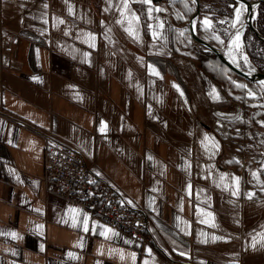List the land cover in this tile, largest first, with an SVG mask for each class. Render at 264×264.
<instances>
[{
	"label": "crops",
	"instance_id": "crops-1",
	"mask_svg": "<svg viewBox=\"0 0 264 264\" xmlns=\"http://www.w3.org/2000/svg\"><path fill=\"white\" fill-rule=\"evenodd\" d=\"M138 2L0 0V264H264L261 179L229 149L243 107ZM52 134L147 211L150 243L45 192Z\"/></svg>",
	"mask_w": 264,
	"mask_h": 264
},
{
	"label": "rangeland",
	"instance_id": "rangeland-1",
	"mask_svg": "<svg viewBox=\"0 0 264 264\" xmlns=\"http://www.w3.org/2000/svg\"><path fill=\"white\" fill-rule=\"evenodd\" d=\"M174 1L176 0H159L157 2L152 0H140V2L137 3V7L142 6L141 2H147L149 7H156L153 8L155 9L154 12H152L153 17H149L148 19L149 23L151 22L150 25L162 20L164 21L166 27L165 30L167 32L171 31V29L175 27V42L172 46L165 49V51H169L170 54L175 53L185 57L188 61L194 60L203 62L201 65L199 64V66H203L204 68L202 69L205 72L209 71L213 73V71H216L218 73L220 71L222 63L217 56H206L208 54L207 52L211 51L199 44L203 47L201 48L203 52L201 55L196 54V47L198 49V46H196L192 41L193 37L190 29L192 23L199 38L208 42L220 53L228 57V59L241 71L247 74L260 73L259 67H264V42L259 40L251 29L246 26L247 8L244 4L239 2L232 3L231 0H198L200 3V14L198 19L195 20V22H192V18L197 11L196 2L192 0H181V4L174 5L172 4ZM158 2H160L159 5L156 4ZM261 5L262 4H257L254 6L253 23L255 28L257 23H261L264 27V6ZM142 7H147V4H144ZM152 27H154V25ZM166 31H164L165 35H167ZM225 73L230 79V85L226 89L229 97L234 99L236 103H239L243 107L241 119L233 121L228 125L230 127L229 132L231 136V142L229 145L230 155L240 163L246 165L248 167V171L250 169V171H253L260 177L262 186L259 188L260 191L257 192L260 194L259 198H264V115L256 121L258 123V127L246 129L243 126L247 117L248 119L252 118L255 113H259L261 110L264 112V81L255 82L256 84L250 85L245 80L229 73L228 70H226ZM239 137H241V139H239ZM44 140V147L46 142L49 143L48 140L65 143L69 146H67L69 151L78 156H80V154L82 155L86 164L89 166L87 167L90 169V172H93V176H97V179L100 177L111 182L110 180L103 178V176H100L96 172V165L89 163L85 155L68 141L53 134L46 135ZM58 150L60 151V149ZM43 160V184L45 192L50 196L57 197L67 203L80 207L77 204L62 198L72 188L69 181L66 180L61 185L65 191L58 190L54 192L52 191V188L46 186L45 179L47 176V166L45 161V148ZM89 180V184L92 186L98 184V181L92 183V178ZM112 185L115 187L117 194L125 200L126 197L121 191V188L115 183ZM129 205L134 208L138 207L130 203ZM140 211H142L146 219V234L150 237V240L141 241L129 235L128 236L142 243H150L153 240V237L147 229L149 214L145 209L144 211ZM91 218L98 219L94 217ZM102 222L106 223L104 221ZM106 224L121 231L115 226L108 223Z\"/></svg>",
	"mask_w": 264,
	"mask_h": 264
},
{
	"label": "built area",
	"instance_id": "built-area-1",
	"mask_svg": "<svg viewBox=\"0 0 264 264\" xmlns=\"http://www.w3.org/2000/svg\"><path fill=\"white\" fill-rule=\"evenodd\" d=\"M45 143L46 186L52 191H65L61 186L66 180L72 185L63 197L82 207L91 217L98 218L119 228L125 234L141 241H149L146 234L144 208H134L117 194L113 183L93 176L84 158L69 151L68 145L60 141L48 140ZM68 146V147H67ZM60 149V151L58 150ZM84 160V161H83ZM88 166V167H87ZM98 181L97 185H90ZM165 264H176L170 259Z\"/></svg>",
	"mask_w": 264,
	"mask_h": 264
},
{
	"label": "water",
	"instance_id": "water-1",
	"mask_svg": "<svg viewBox=\"0 0 264 264\" xmlns=\"http://www.w3.org/2000/svg\"><path fill=\"white\" fill-rule=\"evenodd\" d=\"M154 2H157L159 0H152ZM195 1L197 4V11L194 14L192 18V22L198 19L200 14V3L198 0H192ZM239 3H242L247 8V23L246 26L251 29V31L254 33V35L261 41L264 42V37L258 32V30L255 28L253 23V16H254V6L257 4H263L264 0H234ZM191 33L193 39L198 42L201 46L206 48L207 50L214 53L217 58L220 60L222 64L227 66L230 70H232L234 73L244 77L245 79L252 81V82H261L264 81V73H255V74H247L243 71H241L238 67H236L224 54L220 53L215 47L210 45L208 42L204 41L203 39L199 38L194 30V25L191 23Z\"/></svg>",
	"mask_w": 264,
	"mask_h": 264
},
{
	"label": "trees",
	"instance_id": "trees-1",
	"mask_svg": "<svg viewBox=\"0 0 264 264\" xmlns=\"http://www.w3.org/2000/svg\"><path fill=\"white\" fill-rule=\"evenodd\" d=\"M232 1V3H238L237 1H234V0H231ZM181 0H176V1H174L172 4H174V5H179V4H181ZM157 5H159L160 4V2H158V3H156ZM261 6H264L263 4L261 5ZM256 28H257V30H258V32L262 35V36H264V27H263V25L261 24V23H257L256 24ZM176 29H175V27H173L172 28V32H171V38H172V44L175 42V39H176V31H175ZM192 41H193V43L196 45V46H198V49H197V47H196V54H199V55H201V53L203 52L202 51V49L201 48H203V47H201L200 45H199V43L198 42H196L193 38H192ZM208 54L206 55V56H214V57H216V55L214 54V53H212V52H207ZM199 57V56H198ZM226 70H228V72L229 73H231V74H233L234 76H237L238 78H240V79H243V80H245L248 84H250V85H254V84H256L255 82H251V81H249V80H247V79H245L244 77H242V76H240V75H238V74H236V73H234L232 70H230L227 66H225L224 64H221V69H220V71L215 75V77H214V80L218 83V84H220V85H222L225 89H227V87L230 85V79L227 77V75H226ZM259 71H260V73H264V67H259ZM264 115V112L261 110V111H259V113H255L253 116H252V118H249L248 119V117L246 118V121H244V123H243V126H244V128H246V129H248V128H251V127H258V123L256 122L257 120H258V118H260L261 116H263ZM251 122H252V124H251ZM256 122V123H255ZM239 139H241V137H239Z\"/></svg>",
	"mask_w": 264,
	"mask_h": 264
}]
</instances>
